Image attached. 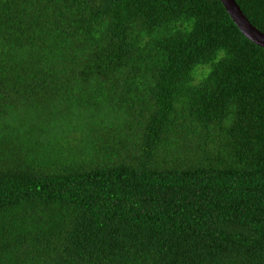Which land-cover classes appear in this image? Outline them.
Instances as JSON below:
<instances>
[{
    "label": "trees",
    "instance_id": "16d2710c",
    "mask_svg": "<svg viewBox=\"0 0 264 264\" xmlns=\"http://www.w3.org/2000/svg\"><path fill=\"white\" fill-rule=\"evenodd\" d=\"M0 264H264V47L221 0H0Z\"/></svg>",
    "mask_w": 264,
    "mask_h": 264
},
{
    "label": "water",
    "instance_id": "95a60500",
    "mask_svg": "<svg viewBox=\"0 0 264 264\" xmlns=\"http://www.w3.org/2000/svg\"><path fill=\"white\" fill-rule=\"evenodd\" d=\"M242 33L252 42L264 47V32L246 16L237 0H221Z\"/></svg>",
    "mask_w": 264,
    "mask_h": 264
}]
</instances>
